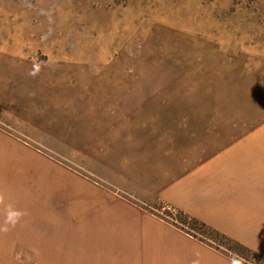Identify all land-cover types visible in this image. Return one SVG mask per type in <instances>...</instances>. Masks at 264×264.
Wrapping results in <instances>:
<instances>
[{
  "label": "rangeland",
  "instance_id": "obj_1",
  "mask_svg": "<svg viewBox=\"0 0 264 264\" xmlns=\"http://www.w3.org/2000/svg\"><path fill=\"white\" fill-rule=\"evenodd\" d=\"M262 122L264 0H0V264H77L105 197L161 214Z\"/></svg>",
  "mask_w": 264,
  "mask_h": 264
},
{
  "label": "crops",
  "instance_id": "obj_2",
  "mask_svg": "<svg viewBox=\"0 0 264 264\" xmlns=\"http://www.w3.org/2000/svg\"><path fill=\"white\" fill-rule=\"evenodd\" d=\"M139 197L167 203L264 257V122ZM100 207L79 223L77 264H241L119 194Z\"/></svg>",
  "mask_w": 264,
  "mask_h": 264
},
{
  "label": "trees",
  "instance_id": "obj_3",
  "mask_svg": "<svg viewBox=\"0 0 264 264\" xmlns=\"http://www.w3.org/2000/svg\"><path fill=\"white\" fill-rule=\"evenodd\" d=\"M175 210L176 218L183 224V226L187 225L188 228L176 226L192 237L215 248L241 264H264V257L257 252L212 228L203 221L191 217L179 209L175 208Z\"/></svg>",
  "mask_w": 264,
  "mask_h": 264
},
{
  "label": "built area",
  "instance_id": "obj_4",
  "mask_svg": "<svg viewBox=\"0 0 264 264\" xmlns=\"http://www.w3.org/2000/svg\"><path fill=\"white\" fill-rule=\"evenodd\" d=\"M159 205V209L157 208V210H161V214H158L162 219L169 221L172 224H175V226H180L182 227L183 224L179 222V220L176 218V210L174 207H172L171 205L164 203V202H160L158 203ZM183 227L188 228L187 225H184Z\"/></svg>",
  "mask_w": 264,
  "mask_h": 264
}]
</instances>
